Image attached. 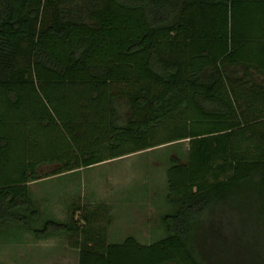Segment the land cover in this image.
Wrapping results in <instances>:
<instances>
[{
	"label": "trees",
	"instance_id": "16d2710c",
	"mask_svg": "<svg viewBox=\"0 0 264 264\" xmlns=\"http://www.w3.org/2000/svg\"><path fill=\"white\" fill-rule=\"evenodd\" d=\"M182 141L153 242L109 241L110 204L45 218L32 197ZM14 227L71 238L77 264H264V0H0V241Z\"/></svg>",
	"mask_w": 264,
	"mask_h": 264
},
{
	"label": "rangeland",
	"instance_id": "374dc122",
	"mask_svg": "<svg viewBox=\"0 0 264 264\" xmlns=\"http://www.w3.org/2000/svg\"><path fill=\"white\" fill-rule=\"evenodd\" d=\"M55 134L51 130L35 132L44 148L46 142L56 140ZM186 148L187 141L164 144L32 181L29 183L32 197L45 218L67 219L73 203L87 205L89 209L100 202L110 204L112 222L106 225L109 241L121 242L131 235L142 243H150L165 234L160 215L168 208L165 170L169 158L184 159ZM49 168L44 166L40 171ZM110 215L101 211L93 224L107 223ZM14 228L13 233L6 230L2 235L0 263L77 264L78 254L71 238L53 235L37 239L22 228Z\"/></svg>",
	"mask_w": 264,
	"mask_h": 264
}]
</instances>
